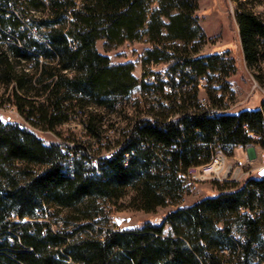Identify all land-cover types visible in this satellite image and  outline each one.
Here are the masks:
<instances>
[{"label":"trees","instance_id":"trees-1","mask_svg":"<svg viewBox=\"0 0 264 264\" xmlns=\"http://www.w3.org/2000/svg\"><path fill=\"white\" fill-rule=\"evenodd\" d=\"M233 1L247 66L264 85V0ZM198 9V0H0V106L22 118H0V264H264V174L181 205L193 168L264 147L261 109L232 111L226 99L234 60L193 56L205 38ZM143 34L139 78L133 59L108 51ZM168 205L158 223L108 225L112 208Z\"/></svg>","mask_w":264,"mask_h":264},{"label":"rangeland","instance_id":"rangeland-1","mask_svg":"<svg viewBox=\"0 0 264 264\" xmlns=\"http://www.w3.org/2000/svg\"><path fill=\"white\" fill-rule=\"evenodd\" d=\"M198 1L199 9L197 14L205 38L201 42L200 52L193 53V56L227 52V58L233 59L235 66L234 73L226 78L234 94L232 101L229 96L226 98L230 101V109L237 111L243 108H259L263 100V92L253 88L252 71L247 66L242 50L239 27L235 17L234 1ZM170 44L173 45V43H167V45ZM175 45L184 47V43L181 41L176 42ZM149 47L150 42L148 41V36L143 34L140 39L126 42L119 47L113 48L108 51V54L114 61L133 59L135 62L134 74L140 78L143 73L146 51ZM98 48L101 52H105L102 41L98 43ZM164 68L163 64H160L154 66L151 70L158 73L159 71L164 72ZM215 86L217 85H212V87ZM3 92L4 87L0 84V94ZM207 93V89L202 88L200 90V97H208ZM137 95H139V86L131 92L132 98ZM0 118L3 121L22 120L16 109L9 103L0 106ZM77 129L78 134H82V127L78 126ZM39 135L46 143L57 139V136L49 131H39ZM255 137L257 140L260 135ZM207 165H210L211 168H207ZM263 169L264 147L256 142L246 146L235 147L231 151L218 152L210 163L191 170L192 179H195V181L190 183L181 205L193 203L205 196L215 195L218 192V183L221 181L229 180L242 184L251 177H257ZM172 208H174L173 205H168L166 207H160L156 212L134 209L118 211L112 208L108 225L119 229H129L139 226L145 221L158 223L162 220L166 212Z\"/></svg>","mask_w":264,"mask_h":264},{"label":"bare ground","instance_id":"bare-ground-1","mask_svg":"<svg viewBox=\"0 0 264 264\" xmlns=\"http://www.w3.org/2000/svg\"><path fill=\"white\" fill-rule=\"evenodd\" d=\"M256 11L260 13L261 18L264 21V1L262 4H260L256 7ZM260 64L264 68V61H262ZM251 77H252L255 85L259 87V90H264V85L258 80V78L255 77V75L253 73L251 74ZM260 106H264V99L262 100V103Z\"/></svg>","mask_w":264,"mask_h":264},{"label":"built area","instance_id":"built-area-1","mask_svg":"<svg viewBox=\"0 0 264 264\" xmlns=\"http://www.w3.org/2000/svg\"><path fill=\"white\" fill-rule=\"evenodd\" d=\"M263 23H264V21H263ZM253 88L259 89V87L255 85L254 81H253ZM261 91L263 92V99H264V90H261ZM259 108H260L261 111L264 113V106H260ZM245 132H246L250 137L252 136L253 139H256L255 136H259L258 132L252 131V130L249 129L248 127L245 128ZM257 134H258V135H257ZM207 168H211V166H210V165H207ZM234 234L237 235V238L244 239V237H243V235H242L241 233L236 232V233H234ZM262 235H263V237H264V233H263Z\"/></svg>","mask_w":264,"mask_h":264},{"label":"water","instance_id":"water-1","mask_svg":"<svg viewBox=\"0 0 264 264\" xmlns=\"http://www.w3.org/2000/svg\"><path fill=\"white\" fill-rule=\"evenodd\" d=\"M261 174H264V169L261 171Z\"/></svg>","mask_w":264,"mask_h":264}]
</instances>
